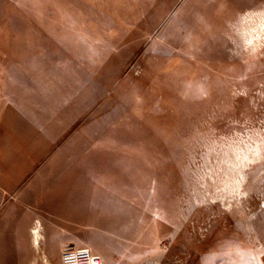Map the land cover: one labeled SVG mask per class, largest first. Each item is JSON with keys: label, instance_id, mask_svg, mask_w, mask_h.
<instances>
[{"label": "rangeland", "instance_id": "obj_1", "mask_svg": "<svg viewBox=\"0 0 264 264\" xmlns=\"http://www.w3.org/2000/svg\"><path fill=\"white\" fill-rule=\"evenodd\" d=\"M41 176L0 264H264V0H0V182Z\"/></svg>", "mask_w": 264, "mask_h": 264}, {"label": "crops", "instance_id": "obj_2", "mask_svg": "<svg viewBox=\"0 0 264 264\" xmlns=\"http://www.w3.org/2000/svg\"><path fill=\"white\" fill-rule=\"evenodd\" d=\"M48 180L45 177H39L33 180H28L24 183V179L8 178L7 182H0V262H15L24 263L31 262L34 255V248L40 246L42 237L37 245L39 233H41L43 223L37 217L35 207H40L43 201L40 191V183H46ZM23 182L18 188L16 183ZM13 184V188L9 189V184ZM31 183L34 185L29 186ZM42 190V189H41ZM69 192V190H68ZM67 192V193H68ZM73 194V192H70ZM11 197V198H10ZM69 198V197H67ZM59 208L62 211L67 209L66 220L71 222L80 221L79 211L75 209L74 203L65 201V197L61 194L58 197ZM8 210H5V209ZM78 209V208H77ZM77 211L76 212H74ZM63 218L61 219L63 221ZM35 236L36 240H35ZM78 236L62 238L58 246L62 247V253L70 248L84 247L78 245ZM48 245V243H46Z\"/></svg>", "mask_w": 264, "mask_h": 264}, {"label": "built area", "instance_id": "obj_3", "mask_svg": "<svg viewBox=\"0 0 264 264\" xmlns=\"http://www.w3.org/2000/svg\"><path fill=\"white\" fill-rule=\"evenodd\" d=\"M61 264H102V259L89 247L70 248L61 255Z\"/></svg>", "mask_w": 264, "mask_h": 264}, {"label": "bare ground", "instance_id": "obj_4", "mask_svg": "<svg viewBox=\"0 0 264 264\" xmlns=\"http://www.w3.org/2000/svg\"><path fill=\"white\" fill-rule=\"evenodd\" d=\"M35 231H37V230H35ZM37 234H38V233H37ZM37 234H36V235H37Z\"/></svg>", "mask_w": 264, "mask_h": 264}]
</instances>
